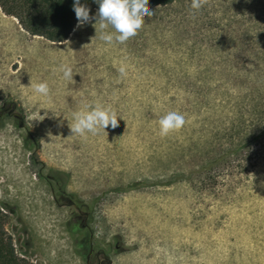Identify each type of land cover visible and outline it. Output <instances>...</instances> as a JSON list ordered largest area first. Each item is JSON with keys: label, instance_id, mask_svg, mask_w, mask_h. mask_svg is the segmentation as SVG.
Masks as SVG:
<instances>
[{"label": "rangeland", "instance_id": "1", "mask_svg": "<svg viewBox=\"0 0 264 264\" xmlns=\"http://www.w3.org/2000/svg\"><path fill=\"white\" fill-rule=\"evenodd\" d=\"M190 3L110 45L95 20L52 44L0 8V206L31 264H264V0ZM97 104L115 128L72 134ZM169 110L186 123L161 137Z\"/></svg>", "mask_w": 264, "mask_h": 264}, {"label": "clouds", "instance_id": "2", "mask_svg": "<svg viewBox=\"0 0 264 264\" xmlns=\"http://www.w3.org/2000/svg\"><path fill=\"white\" fill-rule=\"evenodd\" d=\"M98 4L96 13L89 15V8L80 0H73V11L77 19V26L95 20L100 29L99 39L105 44H112L114 41L123 44L134 37L144 23V17H151L153 12L146 7V0H94ZM203 0H191L190 8L199 10ZM110 29V30H107ZM60 70L63 78L73 80V70L70 66L61 65ZM121 75L125 74V68L118 69ZM35 93L43 98L50 94L47 82L30 84ZM87 110L78 111L73 114L72 134L84 135L105 133V128H115V112L108 107L95 105ZM186 123L185 115L176 110L166 111L158 120V131L161 137L181 129Z\"/></svg>", "mask_w": 264, "mask_h": 264}, {"label": "trees", "instance_id": "3", "mask_svg": "<svg viewBox=\"0 0 264 264\" xmlns=\"http://www.w3.org/2000/svg\"><path fill=\"white\" fill-rule=\"evenodd\" d=\"M176 0H146V7L151 9L165 6ZM89 8L92 16L98 9L94 0H80ZM73 0H0L1 10L15 17L24 30L33 36H41L51 42L66 41L77 26V19L72 8ZM255 108L264 113V104ZM251 143L258 142L264 149V126L249 139ZM237 150L218 156L213 162H219ZM211 162V163H213ZM6 214L0 206V264H31L25 257L18 254L12 235L5 227Z\"/></svg>", "mask_w": 264, "mask_h": 264}, {"label": "flooded vegetation", "instance_id": "4", "mask_svg": "<svg viewBox=\"0 0 264 264\" xmlns=\"http://www.w3.org/2000/svg\"><path fill=\"white\" fill-rule=\"evenodd\" d=\"M8 109H10V112H9L10 115L15 114V113L12 111L11 108H8V107L3 108V109L0 111V122H1V120L3 119V116H4L5 112H6Z\"/></svg>", "mask_w": 264, "mask_h": 264}, {"label": "crops", "instance_id": "5", "mask_svg": "<svg viewBox=\"0 0 264 264\" xmlns=\"http://www.w3.org/2000/svg\"><path fill=\"white\" fill-rule=\"evenodd\" d=\"M21 29L23 30V32H25V34L27 33L28 34V32H26L22 27H21ZM30 35V34H29ZM32 37H34V38H43V37H40V36H33L32 35ZM44 39V38H43ZM48 41V40H47ZM50 43H52V44H60V43H62V42H59V43H57V42H51V41H49Z\"/></svg>", "mask_w": 264, "mask_h": 264}]
</instances>
